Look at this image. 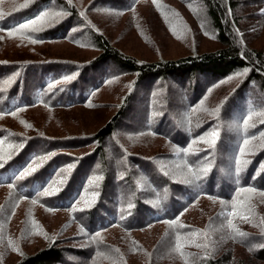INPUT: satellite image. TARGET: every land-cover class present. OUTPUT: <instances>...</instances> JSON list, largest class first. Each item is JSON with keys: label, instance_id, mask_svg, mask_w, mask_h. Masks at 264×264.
Returning <instances> with one entry per match:
<instances>
[{"label": "trees", "instance_id": "1", "mask_svg": "<svg viewBox=\"0 0 264 264\" xmlns=\"http://www.w3.org/2000/svg\"><path fill=\"white\" fill-rule=\"evenodd\" d=\"M153 0H94L91 11L109 10L118 14L132 12L140 2ZM204 10V14L220 46L218 50L190 55L176 61L138 62L112 47L99 32L89 30L85 18L69 0H34L0 20V30L15 32L51 12L63 18L50 28L28 35L37 43H66L74 47L92 46L98 55L89 62L55 59L29 61L19 65L0 62V115L12 116L22 110L47 107L55 111H72L90 106L94 96L114 78L133 77L132 88L124 97L115 115L93 136L53 141L33 136L20 141L0 138L4 146L19 148L0 167V187L11 188L18 199L37 202L52 211H72L87 193L91 177L102 179L92 204L73 219L95 248L100 247L99 236L110 230L127 235L170 228V234L160 239L174 247L187 235L201 233L208 245L199 256H192L193 264H264L263 234L248 231L240 236L219 204H233L242 192L264 193V151L256 155L241 171L230 166L227 143L237 146L248 138L264 133V121L237 139L229 135L226 124L231 119L246 122L250 115L264 114V48H253L252 24L261 22L264 0H185ZM45 17V16H44ZM88 23V22H87ZM89 24V23H88ZM252 29V30H251ZM243 73L244 79L226 97L216 116L208 123H188L193 110L209 92L228 77ZM68 77H72L70 80ZM7 84V85H5ZM6 86V87H4ZM165 99L162 101V95ZM178 101L180 103H178ZM141 111L137 112V109ZM181 110L183 117L174 110ZM159 117L153 118V112ZM155 112V113H156ZM141 114V115H140ZM187 116V117H186ZM184 122V123H183ZM132 127L129 134L140 131L152 134L179 150L167 155L171 162H182L180 181L173 179L156 163L130 155L117 141L121 128ZM213 129L218 133L212 149L193 154L189 149L202 135ZM232 142V143H231ZM6 143V144H5ZM60 146L62 149L94 148L90 154L75 158L68 177L55 195H38L51 181L57 180L66 164L52 156L37 171L19 178L34 157H41ZM22 145V146H21ZM235 149V148H234ZM233 149V150H234ZM229 155V157L227 156ZM235 155V151L233 156ZM115 161V166L109 159ZM164 158V160H166ZM234 161V160H233ZM232 161V163H233ZM65 168V166H64ZM101 170H99V169ZM99 171V172H98ZM98 172L99 174H96ZM9 185H14L10 187ZM118 190L125 191L121 199ZM128 194H127V193ZM213 202L217 211L203 223L200 230L193 225L181 226L180 219L201 202ZM164 234V233H163ZM212 234L213 238L208 235ZM168 240V241H167ZM171 241V242H170ZM106 247V246H105ZM64 249L56 244L25 256L17 264H79L73 258L90 261L93 251ZM157 247L154 256L158 262L166 259L165 251ZM172 250V249H171ZM71 259H69V258Z\"/></svg>", "mask_w": 264, "mask_h": 264}, {"label": "rangeland", "instance_id": "2", "mask_svg": "<svg viewBox=\"0 0 264 264\" xmlns=\"http://www.w3.org/2000/svg\"><path fill=\"white\" fill-rule=\"evenodd\" d=\"M33 1L0 0V20L25 8L21 5L27 3L28 6ZM69 1L76 6L80 17L85 18L86 24L91 26L89 30H98L112 47L138 62L176 61L190 55L211 53L220 47L211 32L204 10L194 7L193 4H186L185 0L140 2L132 12L127 14H118L106 9L91 11L90 7L94 0ZM260 13L263 14L264 9ZM62 18V15L51 12L44 17L43 21H38L35 25L30 24L19 31L0 30V62L19 65L29 61L68 59L86 63L94 59L98 53L92 46L74 47L66 43H37L29 38L28 35L42 32ZM34 28L39 30L33 31ZM250 28L253 29H251L252 33H249L253 48L263 49L264 17L261 22H255ZM244 76L240 73L220 82L187 119H184L185 116L182 119L181 110L176 109L174 113L180 116L182 121L187 120L188 123H196L197 126L211 123L223 101L236 89ZM132 82L133 77L126 75L114 78L94 96L92 104L85 108L62 112L50 110L47 107H37L22 110L8 117L0 115V138L5 137L9 141L14 138L13 141L18 139L20 143H23L24 141L21 142L23 139L33 136H41L53 141L93 136L118 111L124 97L132 88ZM164 99L165 94L162 95V101ZM139 111L141 110L138 108L137 112ZM155 112H153V118L159 117L158 112ZM240 121V119H231L226 124L229 135L237 139L241 138L242 133L259 126L264 121V114L250 115L243 124H240ZM127 127L132 126L129 123L122 127L117 141L121 142L120 144L128 151V154L148 160L156 157L157 160H154L156 164L169 175L175 173L173 179L180 181L181 178L178 176H182L180 167L183 163L166 159L170 153H175L176 158L181 157L179 150L152 134H142L140 131L134 132V135L129 134ZM213 132L215 131L211 129L193 142L189 152L197 154L212 149L215 145L212 143ZM3 144L4 142L0 144V155L11 157L19 149L11 144L8 146ZM57 144L55 143V147H52L51 152L46 155L59 158L58 161L62 165L66 163L60 174L61 177L66 176V178L73 163L77 161L76 157L79 158L94 151L91 147L75 150H72L74 149L72 147L62 149L56 146ZM235 145L236 142H233L231 146L228 141L227 152L229 155L231 151L232 153L230 157L227 156L231 159L230 166L233 164L234 170L241 171L256 155L263 153L264 133L257 138H248ZM109 161L115 166L112 158ZM2 162L4 160H0V163ZM98 172L95 173L99 174ZM101 181L100 177H91L88 192L72 211L48 210L37 202L18 199L11 188L0 187V264H17L25 256L32 255L52 244L64 249L69 247L93 251L90 261L81 262L73 258L79 264H193L191 257L194 255L200 257L201 249L204 252L208 245H212L207 237L200 238L201 233L198 232L185 236L178 245L171 247L169 246L171 241L167 243L162 240L172 230L168 227L165 230H162L163 227H158L149 232L132 235L115 229L107 231L99 236L101 246L96 249L92 239L87 238L81 228L75 224L73 215L90 207L92 196L98 194ZM117 193L122 201L125 191L118 190ZM212 203L201 202L189 209L180 219L181 226L193 225L200 230L201 225L217 211V205L215 209ZM219 210L228 217L236 232L246 233L253 230V233L263 234L264 237V193L242 192L233 204L224 205L223 208L219 204ZM208 236L213 238L212 234ZM157 247L168 249L164 253L166 259L161 262L153 257Z\"/></svg>", "mask_w": 264, "mask_h": 264}, {"label": "snow or ice", "instance_id": "3", "mask_svg": "<svg viewBox=\"0 0 264 264\" xmlns=\"http://www.w3.org/2000/svg\"><path fill=\"white\" fill-rule=\"evenodd\" d=\"M27 3L24 5H21V7H26ZM47 13L42 14L41 17L38 18L39 21H43L44 16H46ZM38 21L34 20L31 23L33 25H35ZM23 28H27L28 25H23ZM39 29H33V31H37ZM72 77H68L67 79H71ZM218 135L217 132H213L212 133V143H215V137ZM22 146V145H21ZM10 156H4V155H0V160H4L6 162L7 159H10ZM50 159V155H46V156H41V157H34L32 159V161L30 162V164L19 174V178H24L28 175H31L32 173H34L35 171H37V169L39 167H42L44 163L47 162V160ZM0 167H3V164L0 163ZM66 180V176L63 177H59L57 180L51 181L48 185V187L43 191V192H38V195H43V196H49V195H55L57 191L60 190V188L57 185L62 186L64 184ZM10 187H14V185H9ZM35 203V201H33ZM240 236H244L245 234L240 232L239 233Z\"/></svg>", "mask_w": 264, "mask_h": 264}]
</instances>
